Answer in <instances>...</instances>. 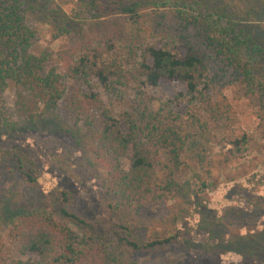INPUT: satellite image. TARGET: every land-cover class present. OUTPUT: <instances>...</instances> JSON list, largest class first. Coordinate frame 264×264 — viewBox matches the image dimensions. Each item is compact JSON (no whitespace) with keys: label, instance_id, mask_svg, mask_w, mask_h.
<instances>
[{"label":"trees","instance_id":"obj_1","mask_svg":"<svg viewBox=\"0 0 264 264\" xmlns=\"http://www.w3.org/2000/svg\"><path fill=\"white\" fill-rule=\"evenodd\" d=\"M38 23L59 43L55 52L40 47ZM162 80L185 91L154 108L145 89ZM224 89L247 100L264 128V0H0V133L68 134L102 172L99 216L77 214L67 188H54L36 207L2 201L0 264H136L139 256L164 257L178 242L192 247L181 225L191 207L205 217L210 153L230 146L228 160L255 144L253 135L236 134ZM190 170L180 183L178 174ZM38 173L26 152L0 147V177L36 188ZM259 181L264 187V171ZM246 203L255 226L264 195ZM163 206L166 224L151 231L142 218ZM206 229L216 237L212 224ZM234 244L243 258L235 264H264V232ZM200 248L212 264L217 247Z\"/></svg>","mask_w":264,"mask_h":264},{"label":"rangeland","instance_id":"obj_2","mask_svg":"<svg viewBox=\"0 0 264 264\" xmlns=\"http://www.w3.org/2000/svg\"><path fill=\"white\" fill-rule=\"evenodd\" d=\"M40 33V47L50 48L55 52L59 43H50L48 39V27L40 23L36 24ZM125 69L129 66L120 61ZM95 83V82H94ZM73 84H68V91L72 90ZM83 91H86L83 89ZM185 87L181 84H173L162 80L156 87H147L145 92L152 99L151 106L156 108L160 102L171 99L175 93L184 92ZM105 103L108 97L101 86L93 88ZM222 94L232 103L236 118V134L245 132L254 136L255 144L252 150L245 153L243 157L225 159V150L216 148L210 153L211 160V182L212 186L207 191L202 200L205 207V217L195 214V208L191 207L194 214L190 219L181 225L182 232H188L192 247L186 249L182 243L178 242L174 248L162 258H148L139 256L136 264H207L206 258L200 257L201 246L209 243L217 247L216 258L212 259V264L239 263L243 260L241 255L235 253L234 241L240 236L264 232V213L260 211V220L254 225L249 222L250 214L246 200L249 195H264V187L260 186V174L264 171V128L260 127L257 120L252 117L249 102L241 99L239 95L231 89L222 90ZM220 96V95H219ZM216 95V98H219ZM63 103L60 104L62 107ZM63 120L65 117L61 116ZM123 130V129H122ZM0 147L10 149L20 148L39 167V185L28 187L23 182L13 178L0 177V210L2 201L14 206L21 204L24 207H36L38 200L48 196L54 188H67L72 191L77 199L75 212L82 216H99L102 211L100 197L101 187L99 180L102 172L94 168L90 161L87 150L82 151L77 147L68 134L59 132H41L22 127L13 132L0 133ZM122 165L128 168V161L122 160ZM192 176V172L184 171L178 174V181L184 183ZM244 190L241 191V190ZM198 203V202H197ZM195 206V205H194ZM204 207H197V211H202ZM4 208V206H3ZM169 208V207H168ZM230 211L244 212L243 219H239L234 214L227 215ZM167 207L155 208L145 217L143 223L151 231H159L161 226L166 224ZM1 213V211H0ZM216 234L211 237L210 225ZM4 237H8L9 229L3 231ZM232 250V251H229ZM26 259L27 257H19ZM264 260V256L260 261Z\"/></svg>","mask_w":264,"mask_h":264}]
</instances>
